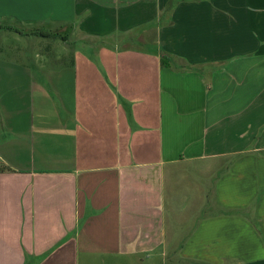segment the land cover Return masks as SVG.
<instances>
[{"label":"crops","instance_id":"1","mask_svg":"<svg viewBox=\"0 0 264 264\" xmlns=\"http://www.w3.org/2000/svg\"><path fill=\"white\" fill-rule=\"evenodd\" d=\"M0 26V264H264V0H0Z\"/></svg>","mask_w":264,"mask_h":264},{"label":"rangeland","instance_id":"2","mask_svg":"<svg viewBox=\"0 0 264 264\" xmlns=\"http://www.w3.org/2000/svg\"><path fill=\"white\" fill-rule=\"evenodd\" d=\"M81 50H84V52H88L85 48H83V45H81ZM166 260L168 264H172V259L170 257L167 259H159L158 264H166Z\"/></svg>","mask_w":264,"mask_h":264},{"label":"trees","instance_id":"3","mask_svg":"<svg viewBox=\"0 0 264 264\" xmlns=\"http://www.w3.org/2000/svg\"><path fill=\"white\" fill-rule=\"evenodd\" d=\"M1 28H2V26H0V29ZM162 64H163V66L167 65V63H166V56L162 57Z\"/></svg>","mask_w":264,"mask_h":264}]
</instances>
